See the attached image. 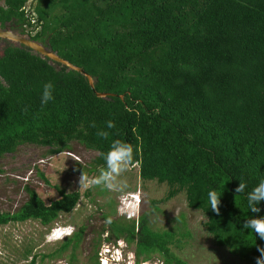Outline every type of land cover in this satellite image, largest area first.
<instances>
[{"label":"trees","instance_id":"1","mask_svg":"<svg viewBox=\"0 0 264 264\" xmlns=\"http://www.w3.org/2000/svg\"><path fill=\"white\" fill-rule=\"evenodd\" d=\"M5 23L81 67L94 90L81 73L4 40L0 157L24 143L58 153L75 141L97 152L98 172L113 140L131 143L139 177L167 185L159 202L183 193L187 206L206 216L217 245L257 264L264 239L242 223L264 217V201L256 213L247 202L264 179V0H3ZM47 82L54 99L42 105ZM108 120L115 128L106 127ZM101 129L108 139L96 135ZM240 180L247 187L236 193ZM56 190L46 203L27 189L15 211H0V225H48L70 212L79 192ZM210 190L220 196L219 214L210 208ZM111 227L106 240L134 244L137 262L156 255L163 264H189L173 250L177 232L153 230L145 216ZM92 248L88 264H98ZM34 262L35 256L26 264Z\"/></svg>","mask_w":264,"mask_h":264},{"label":"rangeland","instance_id":"2","mask_svg":"<svg viewBox=\"0 0 264 264\" xmlns=\"http://www.w3.org/2000/svg\"><path fill=\"white\" fill-rule=\"evenodd\" d=\"M2 4L3 0H0V6ZM96 154L73 141L68 149L58 153L50 152L48 147L24 143L14 153L0 157V211H15L26 200L27 189L35 190L46 203L58 196L56 187L80 194L70 212L60 213L48 225L32 219L0 225V264H26L34 256V264H88L94 245L99 251L104 244L124 246L126 243L121 238L114 240L113 236L106 240L112 230L109 220L124 221L141 216L147 218L153 230L176 231L180 242L173 250L189 264H253L215 243L205 227L206 216L200 210L188 207L183 193L159 202L167 185L142 180L136 164L121 177L128 183L124 193L101 187L79 189L83 171L90 177L98 174L92 163ZM76 157L81 163L75 160ZM136 197H139L138 202ZM69 225L74 232L82 231L65 248H62L65 241L74 232L60 239H47L54 230ZM124 250V257L130 258L129 264H162V259L156 255L137 262L134 244L127 245Z\"/></svg>","mask_w":264,"mask_h":264},{"label":"clouds","instance_id":"3","mask_svg":"<svg viewBox=\"0 0 264 264\" xmlns=\"http://www.w3.org/2000/svg\"><path fill=\"white\" fill-rule=\"evenodd\" d=\"M54 85L52 82H47L43 85L41 93V104L46 105L50 100H53L52 95ZM108 129L115 128V123L112 120L105 122ZM91 127H96L93 122ZM96 135L103 139H108L109 132L105 130H98ZM105 166L98 169V174L95 176H89L84 171L79 177V189H91L94 187H101L109 191H115L124 193L128 188L126 179H122L123 174L133 166L135 162L134 147L131 143L121 141L119 139L113 140L109 146L108 151L104 154ZM75 160L81 163L80 158L76 157ZM247 185L240 180L238 187L235 189L236 193H242L245 191ZM208 199L210 208L212 211L219 214L220 196L215 190H210L208 193ZM136 201H139V197H136ZM261 201H264V179H261L251 191L247 193V202L251 212L256 213L260 211L257 206ZM111 221L109 220V223ZM242 228L250 230L259 236L260 239H264V217H249L242 223ZM75 229L69 225L63 229L54 230L52 235L47 237L52 241L55 239L63 238V236H70ZM262 253L261 258H258L257 264H264V248L259 249ZM106 264V262H104Z\"/></svg>","mask_w":264,"mask_h":264},{"label":"water","instance_id":"4","mask_svg":"<svg viewBox=\"0 0 264 264\" xmlns=\"http://www.w3.org/2000/svg\"><path fill=\"white\" fill-rule=\"evenodd\" d=\"M0 39L7 40L16 46L22 45V46L28 47L34 52L38 53L40 58L42 59L47 58L48 63L50 64H53V62H57L61 65L66 66L68 69L81 73L87 78L91 89L94 90V81L91 75L86 73L81 67L73 64L67 59L60 57L56 51L49 49L43 43L37 40L31 39L28 34L17 33L13 31L12 29H10L9 27H1L0 25ZM108 95H113V94L106 93V92H96L97 97L105 98Z\"/></svg>","mask_w":264,"mask_h":264},{"label":"built area","instance_id":"5","mask_svg":"<svg viewBox=\"0 0 264 264\" xmlns=\"http://www.w3.org/2000/svg\"><path fill=\"white\" fill-rule=\"evenodd\" d=\"M127 247L126 243L124 246L121 245H114L110 246L107 244L102 245V247L97 249L96 252V260L98 264H129L130 258L124 257L126 251L124 250ZM136 262V261H135ZM163 264V263H162Z\"/></svg>","mask_w":264,"mask_h":264},{"label":"flooded vegetation","instance_id":"6","mask_svg":"<svg viewBox=\"0 0 264 264\" xmlns=\"http://www.w3.org/2000/svg\"><path fill=\"white\" fill-rule=\"evenodd\" d=\"M4 27H9V24L8 23H5ZM0 41H1L0 42V46H3L4 45V40L0 39Z\"/></svg>","mask_w":264,"mask_h":264}]
</instances>
